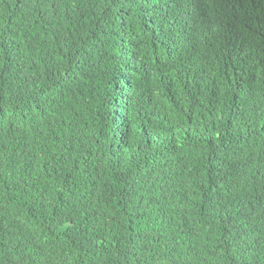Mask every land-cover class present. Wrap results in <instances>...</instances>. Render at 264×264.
Here are the masks:
<instances>
[{"label": "trees", "instance_id": "16d2710c", "mask_svg": "<svg viewBox=\"0 0 264 264\" xmlns=\"http://www.w3.org/2000/svg\"><path fill=\"white\" fill-rule=\"evenodd\" d=\"M0 264H264V0H0Z\"/></svg>", "mask_w": 264, "mask_h": 264}]
</instances>
